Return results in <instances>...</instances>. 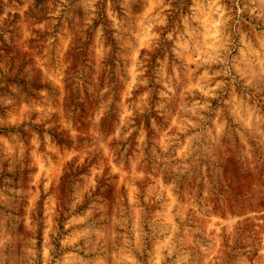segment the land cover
Listing matches in <instances>:
<instances>
[{
    "label": "clouds",
    "instance_id": "obj_1",
    "mask_svg": "<svg viewBox=\"0 0 264 264\" xmlns=\"http://www.w3.org/2000/svg\"><path fill=\"white\" fill-rule=\"evenodd\" d=\"M0 264H264V0H0Z\"/></svg>",
    "mask_w": 264,
    "mask_h": 264
}]
</instances>
